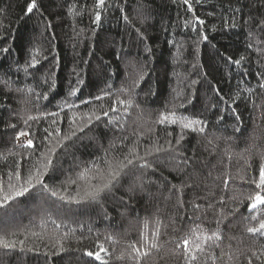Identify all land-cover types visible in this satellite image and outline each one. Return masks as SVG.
<instances>
[{"label":"trees","instance_id":"trees-1","mask_svg":"<svg viewBox=\"0 0 264 264\" xmlns=\"http://www.w3.org/2000/svg\"><path fill=\"white\" fill-rule=\"evenodd\" d=\"M36 2L37 9L29 14L30 0H0V49H9L0 51V156L7 157V162L0 159V182L5 188L14 162L24 163L20 155L9 154L22 151L14 146L15 134L26 130L28 116L46 117L29 121L39 144L43 129L57 119L47 113L59 111L62 105L65 111L60 112L58 124L51 125L60 129L61 136L84 124L82 116L100 113L101 104L107 109L115 98L132 101L126 113L123 108L119 114L110 113L112 124L106 123L107 117L94 121L83 132L77 129L76 136L58 148V171L45 181L60 195H66L61 187L66 178H76L92 162L104 167L102 158L117 137H127L121 148L139 141L141 153L157 138L161 145L165 139L174 140L178 128L155 123L161 114L175 110L203 119L207 127L203 134L187 133L182 142L186 156L195 152L189 166L180 158L172 159L170 152L149 157L155 170L137 169L122 177L102 204H66L39 188L10 202L7 209H0V237L23 240L24 249L19 243L11 249L0 247V264H98L84 255L95 252L98 244L109 249V264H134L128 259L130 245L140 247L144 236L151 238L157 218L162 221L159 247L151 250L143 264H186L176 240L197 223L205 231L216 229L211 212L203 223L189 220V201L196 199L206 207L200 197L208 196L214 203L221 195L227 199L233 191L247 188L240 177L255 175L264 164V90L258 87L264 75V31L258 26L264 19V0H190V4L183 0H106L100 27L92 23L95 0ZM233 19L236 27L231 26ZM34 56L38 63L26 75L25 68ZM241 57L245 59L240 66L232 62ZM73 69L84 83L76 96L69 97L77 80ZM141 73L144 79L138 88L128 95L120 92ZM105 91L111 98L96 100ZM36 93L49 98L38 99ZM237 93L239 99L233 103ZM66 99L74 106L64 105ZM230 104L237 108L239 121ZM221 115L224 119L218 120ZM69 119L76 121L71 128ZM9 123L17 127L9 128ZM117 127L123 130L116 131ZM166 131L173 136L167 137ZM41 150H46L43 145ZM117 154L113 150L108 158ZM90 176L86 173L80 183ZM140 176L142 186L137 180ZM229 176L230 187L222 192L223 180ZM182 183L192 184L184 190L183 208L172 188ZM75 187L67 191L74 192ZM245 209L246 203L220 225V247L213 249L219 257L216 264H247L249 259L261 264L252 252L259 254L264 238L247 233L246 227L255 222L244 219ZM69 229L76 231L65 241L66 250L52 256L56 238ZM108 235L113 240H107ZM207 253L208 249L198 253L196 264H205ZM121 255L124 259H117Z\"/></svg>","mask_w":264,"mask_h":264},{"label":"snow or ice","instance_id":"snow-or-ice-1","mask_svg":"<svg viewBox=\"0 0 264 264\" xmlns=\"http://www.w3.org/2000/svg\"><path fill=\"white\" fill-rule=\"evenodd\" d=\"M185 4H190V0H183ZM108 7L106 0H95L94 2V12L92 23L96 27H100L102 24V12L105 8ZM34 9H37L36 0H30L28 7L26 9L27 13H32ZM77 15L79 13H76ZM126 19V17H125ZM200 25H204L205 21L198 19ZM232 27H236L235 19H233ZM258 26L264 31V19L259 21ZM251 35V33H250ZM2 38V37H0ZM204 40H207L208 37L203 35ZM7 53L8 48L0 49ZM47 59V57H44ZM244 57L232 61L237 66L241 65V62L244 60ZM38 63L37 58L34 56L30 63L25 68V74H30L28 68H35ZM247 70L245 69V72ZM74 75L77 76L75 85L70 88L69 97H74L80 91V85L84 83L83 79L80 78L79 73L73 69ZM144 79L143 74H139L138 79H136L128 88H121L120 92L128 95L130 92L134 91L135 88L140 86V82ZM195 83V81L193 82ZM55 81L53 80L52 85L49 87V91L54 87ZM8 85L6 84V87ZM259 89L264 90V75L261 76V80L258 83ZM20 90V89H18ZM29 92L34 91L33 89H28ZM217 95L220 93L217 91ZM38 99L48 100V95L46 93H36ZM106 98H111V93L105 91L103 95H97L96 100L104 101ZM223 99V97H222ZM239 99V93L233 97V103ZM227 103V101H224ZM64 105L68 108L73 107V103L70 100L66 99ZM132 106L131 98L125 100L120 98H115V102L110 105L109 108L104 109L101 104L99 107L101 109L100 113H90L86 116H82L80 119L84 120V124L78 125L77 129L80 132L84 131L85 127H90L94 121H100L102 118L107 117V124H112V118L110 113H120V109L123 108L125 113L127 108ZM184 105L181 103L180 107ZM231 113L235 115L237 121L240 120V115L237 112V108L232 107L230 104ZM65 111V107L62 105L59 108V111L49 112L47 116L57 117V119L52 120L49 127L43 129L44 135L40 137V143H36V137L38 133L32 132V124L29 121H39L46 117L40 116H28L24 121L26 125V130H19L14 137L15 144L14 146L22 150L20 152H10L12 156L20 155L21 160H16L13 166L7 172V188H5L4 183L0 182V209H7L10 202H14L19 197H24L26 194L32 192L33 189H41L44 192L50 193L51 196L56 197L60 201H63L66 204H76V205H91V204H102L103 199L107 193H110L112 189L120 182L122 177L132 174L137 169H154V161L149 159V157L157 156L161 152H170L172 153V159L180 158L181 162L185 167L189 166V162L195 158V152L192 156H186L182 149V142L186 139L187 133L195 132L203 134L207 127L206 122L203 119L192 118L185 116L182 113H178L175 110L169 111L167 113L161 114L158 119L155 121L156 124L164 125L167 128L175 126L179 131L175 135V139H165L164 144L159 143V138L156 140L150 141V146H145L144 152L139 151V141H133L131 146L125 145L124 148L120 147V144H123L124 140L127 137H117L113 141L109 148L106 150V155L103 160L104 167L96 165L95 162H92V167L85 169L84 172H78L76 178L68 177L64 181V184L61 186L66 195H60L59 192L46 183L45 178L49 176L50 173H55L58 171L57 164V150L58 148H64V142L71 140L76 136L77 129H73L69 134L61 136V131L58 127L52 128L51 125H56L59 122L60 112ZM94 117V119H93ZM224 116L221 115L218 117V120H223ZM69 126L76 124L75 119H69ZM118 123V121H117ZM9 128H16V124L9 123L7 125ZM122 128L117 127L116 131H122ZM239 129L237 128V131ZM150 132H154V129H150ZM167 137H172V131H166ZM59 137V139H57ZM23 138V139H21ZM55 140V146H53L52 141ZM41 145L44 149L41 150ZM126 149V151H125ZM113 150L117 151V155L108 156L112 153ZM230 158V157H229ZM0 159L7 162V157L0 156ZM26 167V173L23 171V168ZM249 167L251 165L249 164ZM94 169V171H93ZM86 173H90V178L83 184L80 183V180L85 177ZM211 175V173H209ZM219 179V177H217ZM232 177H228L223 180L222 192L227 191L230 187L229 180ZM91 180H95L96 183H91ZM137 180L143 183V176L137 177ZM242 185H247V188H239L238 191H233L231 195L225 198L224 195L216 198L215 203L208 198V196L200 197L206 201V207L204 204L198 203L196 199L189 201L191 208L192 216L189 217L190 221L196 222L208 220V214L211 212L212 217L214 218L216 229L212 231H205L201 229V224L197 223L196 228L189 230L182 237L176 240V247L182 248V254L186 261V264H196L198 261V253H205V249H208V253L205 259V264L208 260L212 261V264H216V260L219 258L216 256L213 249L220 247V241L222 240V234L220 225L224 222L229 215H236L240 212V207L246 203V212L247 216L244 217L245 220L249 222H255L251 226L246 227L247 233L251 234L253 237L264 238V164L258 166V170L255 175H252L248 178L240 177ZM72 185H75L74 192H68V188ZM192 187L190 183H182L180 185H172V188L175 190L177 195L178 204L181 208L185 207V202L183 200L184 190L186 188ZM211 195V193L209 194ZM229 204L231 207L229 208ZM243 215V213H241ZM55 223V221H53ZM162 221L157 218V228L152 233L151 238L144 236L143 243L140 247L133 244L130 245L132 249V254L129 255L128 259L132 260L134 264H143V261L151 254L152 249H157L159 247L157 241L160 239V225ZM60 224L56 225V228L59 229ZM76 229H69L64 236L56 238V250L51 252L52 256L59 255L61 252L65 251V241L68 236L73 235ZM199 232V234H197ZM107 240H113L111 235L106 236ZM21 245V249H24V241H6L5 237H0V247L5 249L15 248L16 244ZM261 250L259 254L255 251L252 252V256L257 260L261 261V264H264V243L261 244ZM28 251L33 249L29 248ZM45 255H48L46 253ZM84 255L91 258L93 261H97L98 264H109L108 256L109 249L105 248L103 244L97 245V250L85 251ZM117 259H124V256L121 255ZM247 264H253L252 260L249 259Z\"/></svg>","mask_w":264,"mask_h":264},{"label":"rangeland","instance_id":"rangeland-1","mask_svg":"<svg viewBox=\"0 0 264 264\" xmlns=\"http://www.w3.org/2000/svg\"><path fill=\"white\" fill-rule=\"evenodd\" d=\"M21 139H23V138H21Z\"/></svg>","mask_w":264,"mask_h":264}]
</instances>
